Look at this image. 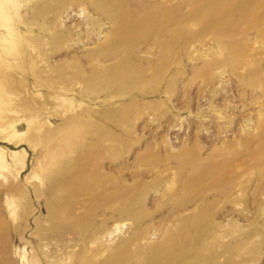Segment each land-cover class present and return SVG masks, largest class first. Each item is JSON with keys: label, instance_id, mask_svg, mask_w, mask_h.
Masks as SVG:
<instances>
[{"label": "rangeland", "instance_id": "374dc122", "mask_svg": "<svg viewBox=\"0 0 264 264\" xmlns=\"http://www.w3.org/2000/svg\"><path fill=\"white\" fill-rule=\"evenodd\" d=\"M0 264H264V0H0Z\"/></svg>", "mask_w": 264, "mask_h": 264}]
</instances>
